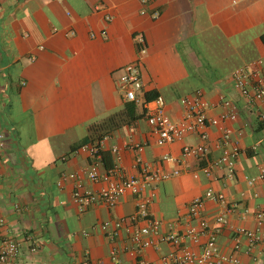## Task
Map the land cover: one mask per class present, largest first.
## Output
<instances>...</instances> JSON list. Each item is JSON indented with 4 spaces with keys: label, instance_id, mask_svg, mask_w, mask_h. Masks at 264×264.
Here are the masks:
<instances>
[{
    "label": "crops",
    "instance_id": "obj_1",
    "mask_svg": "<svg viewBox=\"0 0 264 264\" xmlns=\"http://www.w3.org/2000/svg\"><path fill=\"white\" fill-rule=\"evenodd\" d=\"M153 11L157 18L151 17ZM137 34L144 38L141 56ZM263 39L264 0H0V239L20 244L10 264H137L139 257L160 264L176 250L160 242L139 256L123 252L126 234L112 239L99 225L133 213L135 197L124 193L113 206L79 209L72 200L74 180L61 179L76 174L82 190L92 193L107 186L106 180L94 183L84 174L96 160L90 145L72 147L87 137L90 125L123 111L118 77L138 58L143 91L161 96L172 120L182 115L180 99L196 93L209 103L210 117L219 114L221 97L235 104L237 119L225 125L240 150L234 174L227 179L224 169L212 168L207 177L200 171L205 161L164 160L178 158L184 145H203L207 158L217 159L223 128L208 127L205 138L188 133L159 146L140 116L105 136L96 160L99 176H119L112 174L113 147L120 174L137 176V158L152 169H179L146 189L160 234H180L195 225L187 206L207 188L221 192L225 204L206 201L202 217L212 223L227 207L231 225L256 229L255 212L264 205V179L258 178L264 169V104L241 96L233 73L264 57ZM259 228L262 241L248 249L241 238L238 252L232 232L223 228L217 235L219 252L236 257L238 264H264V221ZM33 244L36 251L30 250ZM182 245L200 251L189 239Z\"/></svg>",
    "mask_w": 264,
    "mask_h": 264
},
{
    "label": "built area",
    "instance_id": "obj_2",
    "mask_svg": "<svg viewBox=\"0 0 264 264\" xmlns=\"http://www.w3.org/2000/svg\"><path fill=\"white\" fill-rule=\"evenodd\" d=\"M150 2L152 0H142ZM152 18L158 17V12L151 13ZM108 19V17L106 18ZM136 43L141 45L138 48V56L145 52L144 38L142 34L135 36ZM140 59H136L124 65L121 68L118 77V89L122 93L125 102H136L140 107L146 110V121L151 127L155 136V143L159 146L171 144L182 139L188 133H198L202 138L206 137L205 129L208 127L223 128L222 130V152L217 158L209 160L208 152L203 145H184L178 158L171 156L164 157L165 161L174 163H184L186 159L193 158L198 162L205 161L200 171L207 177L211 174L212 168H222L226 171V178L231 179L234 174L235 159L239 154L237 142L231 140L232 130L226 127L227 122H234L237 119V108L235 104L224 97L220 99L221 110L218 115L210 117L207 115L209 103L203 99L200 93L191 97H183L180 104L183 112L180 118L172 120L165 111V102L161 96H157L150 102L143 100V87L140 79L139 69ZM233 86L248 102L257 101L264 104V57H259L251 63H248L233 73ZM106 137L98 140L96 145L89 147V154L94 159L100 158V147L103 145ZM2 146V144H0ZM87 146V145H86ZM135 150H141L138 144L131 145ZM115 156V169L112 174L119 175L116 179H108V176L100 177L97 170V161H92L87 169L85 176L92 182L97 183L100 180H106L107 186L98 192L92 193L83 191L81 182L76 174H63L62 180H74L75 186L72 193L73 202L84 209L90 204H104L113 206L119 196L124 193L132 194L135 199V210L133 213L116 218L111 221H105L99 225L100 229L114 239L119 233L124 232L127 236L126 245L122 251L133 256H139L147 248H157L158 243H171L176 250L162 257L160 264H238L239 260L234 256L223 255L217 247V235L223 228L232 232L233 251L238 252L241 249V238L247 242L248 249L256 246L262 241V233L259 226L264 221V205L255 212V219L258 227L256 229H247L231 225L226 216L227 207L224 212L215 215L212 223L202 217L201 212L206 201L225 204L224 195L221 192L207 188L200 196L194 197L187 206V217L195 222V225L189 226L183 233L160 234V222L149 212L152 195L146 194L149 184L154 181L168 179L180 173L179 169L172 171H160L152 169L150 166L142 164L141 159L137 158L136 163L140 165V172L137 176H128L119 173V153L116 147L112 148ZM194 177H198L196 172ZM259 179H264V169L260 170ZM253 180H250L252 183ZM246 215V210L242 211L241 218ZM3 220L0 218V225ZM155 238V239H154ZM189 239L192 243L200 246V251H194L183 246L184 240ZM202 239H205L202 241ZM202 241V242H201ZM20 244L16 239H0V264H10L17 256ZM31 251H36V245H32ZM111 257L117 255V250L112 249ZM137 264H151L149 261L138 258Z\"/></svg>",
    "mask_w": 264,
    "mask_h": 264
},
{
    "label": "trees",
    "instance_id": "obj_3",
    "mask_svg": "<svg viewBox=\"0 0 264 264\" xmlns=\"http://www.w3.org/2000/svg\"><path fill=\"white\" fill-rule=\"evenodd\" d=\"M157 96H159L157 93L144 91L143 100L144 102H150ZM138 107L140 106L136 102H125V106L121 113H116L98 123L90 125L88 128L89 133L87 137L76 145H74L72 148L75 150L86 145L94 146L96 145L98 140L107 136L112 130H115L116 128L120 127L122 124L136 120V118L140 116H145L146 110L142 107H140V113L138 115L136 114Z\"/></svg>",
    "mask_w": 264,
    "mask_h": 264
}]
</instances>
